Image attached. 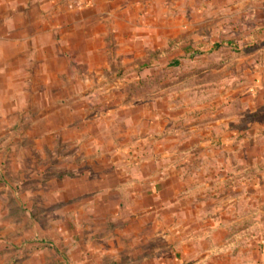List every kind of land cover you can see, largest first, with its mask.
<instances>
[{
    "label": "rangeland",
    "instance_id": "rangeland-1",
    "mask_svg": "<svg viewBox=\"0 0 264 264\" xmlns=\"http://www.w3.org/2000/svg\"><path fill=\"white\" fill-rule=\"evenodd\" d=\"M9 5L0 264H264V0Z\"/></svg>",
    "mask_w": 264,
    "mask_h": 264
},
{
    "label": "crops",
    "instance_id": "crops-1",
    "mask_svg": "<svg viewBox=\"0 0 264 264\" xmlns=\"http://www.w3.org/2000/svg\"><path fill=\"white\" fill-rule=\"evenodd\" d=\"M22 9V6H15V8H11V5L0 6V13H14V11ZM6 18L8 20L0 21L3 25V32L0 36V48H2V50L0 49V58L5 62L0 73L3 75L8 74L9 70L11 71L12 69V62L16 61L19 63L23 60L24 56H33L35 58V65L39 62L38 69H42V52L37 50V46L43 43L42 37L38 40L37 36L28 34L27 26H24L25 24L22 21L15 20V17L8 16Z\"/></svg>",
    "mask_w": 264,
    "mask_h": 264
}]
</instances>
